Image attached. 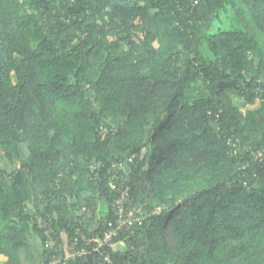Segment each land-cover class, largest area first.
Wrapping results in <instances>:
<instances>
[{"label":"trees","instance_id":"16d2710c","mask_svg":"<svg viewBox=\"0 0 264 264\" xmlns=\"http://www.w3.org/2000/svg\"><path fill=\"white\" fill-rule=\"evenodd\" d=\"M262 38L264 0H0V264L103 238L123 172L115 264H264Z\"/></svg>","mask_w":264,"mask_h":264},{"label":"built area","instance_id":"2783aa9c","mask_svg":"<svg viewBox=\"0 0 264 264\" xmlns=\"http://www.w3.org/2000/svg\"><path fill=\"white\" fill-rule=\"evenodd\" d=\"M258 153L260 157L263 156V151H258ZM127 162H132V159ZM127 162L124 160L114 162L112 164V168L124 171L126 169ZM91 169L92 173L97 178L98 174L96 173L95 167H91ZM123 174L127 175L126 172H123ZM125 175L118 176L117 174H113L110 177V186L116 188L115 181H119L120 187L116 188L118 189V198L112 207V211L115 216V226L110 231L105 233L103 238H89L87 235H82L84 242L83 244H80V246L77 240L69 243H62L59 239L52 240L51 237H53L55 233L52 221L50 219L47 220L43 217H38L37 222L39 229L51 239L48 241L51 244L50 247L57 246V255H54L49 264H70L72 259L85 258L90 254L99 255V264H115L109 251L114 239L118 237L124 229H130L136 225V223L141 224L142 221L147 218V213L145 212L144 207L133 203L131 199V190L128 186H125V181L128 179ZM67 198L69 200L75 199V196H67ZM83 210L85 212L87 211L85 220L91 218L92 213L86 208H83ZM154 213L160 214V208L155 210ZM94 231L95 228L91 227L89 233L92 234Z\"/></svg>","mask_w":264,"mask_h":264},{"label":"rangeland","instance_id":"374dc122","mask_svg":"<svg viewBox=\"0 0 264 264\" xmlns=\"http://www.w3.org/2000/svg\"><path fill=\"white\" fill-rule=\"evenodd\" d=\"M230 22L231 23H233V24H235V21L233 20V18L231 17V19H230ZM239 24H235L234 26L235 27H237ZM260 40V39H259ZM262 43L264 44V38H262ZM261 41V40H260ZM99 207H101L102 208V211H101V213L103 212V210H107L106 208V206L105 205H103V204H99Z\"/></svg>","mask_w":264,"mask_h":264}]
</instances>
